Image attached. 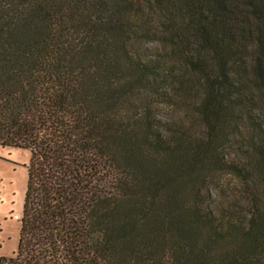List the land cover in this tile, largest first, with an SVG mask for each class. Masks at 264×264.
<instances>
[{
  "label": "trees",
  "instance_id": "16d2710c",
  "mask_svg": "<svg viewBox=\"0 0 264 264\" xmlns=\"http://www.w3.org/2000/svg\"><path fill=\"white\" fill-rule=\"evenodd\" d=\"M0 146V264H264V0H0Z\"/></svg>",
  "mask_w": 264,
  "mask_h": 264
},
{
  "label": "rangeland",
  "instance_id": "374dc122",
  "mask_svg": "<svg viewBox=\"0 0 264 264\" xmlns=\"http://www.w3.org/2000/svg\"><path fill=\"white\" fill-rule=\"evenodd\" d=\"M147 38L152 41L146 43L142 39L135 43L136 47L143 50L148 45L150 52L168 62L170 53L160 42L161 36L148 35ZM29 158L27 149L0 146V257L14 255L17 248Z\"/></svg>",
  "mask_w": 264,
  "mask_h": 264
},
{
  "label": "crops",
  "instance_id": "0c3cea01",
  "mask_svg": "<svg viewBox=\"0 0 264 264\" xmlns=\"http://www.w3.org/2000/svg\"><path fill=\"white\" fill-rule=\"evenodd\" d=\"M21 216V215H20ZM20 218V217H19Z\"/></svg>",
  "mask_w": 264,
  "mask_h": 264
}]
</instances>
